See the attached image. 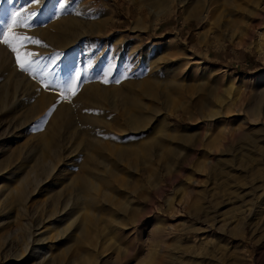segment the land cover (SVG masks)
Listing matches in <instances>:
<instances>
[{
  "label": "rangeland",
  "instance_id": "1",
  "mask_svg": "<svg viewBox=\"0 0 264 264\" xmlns=\"http://www.w3.org/2000/svg\"><path fill=\"white\" fill-rule=\"evenodd\" d=\"M169 1L159 9L138 0L5 5L37 13L17 31L43 45L42 35L68 20L81 36L65 50L28 45L39 57L31 74L0 44V100L10 95L7 107L0 102V170L19 161L32 170L54 131L57 146L52 177L26 214L14 205L0 224V264H264V0ZM52 62L58 77L48 75ZM76 72L77 92L121 88L136 105L90 104L44 87ZM134 112L147 125L128 132ZM90 113L114 150L96 157L101 180L84 189ZM24 234L38 241L27 262L11 257Z\"/></svg>",
  "mask_w": 264,
  "mask_h": 264
},
{
  "label": "bare ground",
  "instance_id": "2",
  "mask_svg": "<svg viewBox=\"0 0 264 264\" xmlns=\"http://www.w3.org/2000/svg\"><path fill=\"white\" fill-rule=\"evenodd\" d=\"M138 1H140V3L143 1L148 3L150 7L153 9H159L165 6L167 7V5L170 4L169 0H138ZM70 22L72 23L71 26L69 24L70 27H65L64 29H61V28L59 29L58 27L56 31L54 30V31L45 32L42 35V37L45 40L46 48L56 47L58 49L65 50L69 45H72V43H74L77 38H80L81 36L79 34L80 27L77 26V23L75 24L74 22L68 20V23ZM260 46L261 45L258 44V47ZM18 82L15 79L13 80V84L15 87H16V83L18 84ZM14 97L16 96L13 95V97H11L13 98V101L14 99H16ZM76 97H79L78 100H84V101L89 102L90 104H94L99 101H102L105 105L109 103L110 99H114V97L119 98L122 105L123 104H129V105L135 104L134 100L130 96V93L127 92L126 90L124 91L123 89L120 88L119 90L117 89L114 92H111V91L109 92L108 87L106 85L103 87H97L96 85L95 87L91 85H88V86L85 85V87H81L79 89ZM37 98L39 97L37 96ZM9 99H10L9 92H6L3 98L0 100L1 105L3 107H7L8 106L7 103ZM15 103L17 104V102ZM88 120H87V124L90 123L92 124V126L90 125L91 127L85 128V130L82 132L83 135L86 137V139L84 140L83 147H84V150L88 153L87 163L92 167V171L89 170L88 174L81 179V184L82 186H84V189L89 186L90 180L100 179V176L95 174L93 171L94 168L98 167L101 164L96 157L100 154H103V152L106 150L107 151L114 150L113 147L106 148V146H104L101 143L102 138L99 137L100 131H98L99 128L96 129L95 128L96 126L94 127L95 117L94 115H92V113H90ZM147 121L148 120L146 118V115L144 116L142 114H138L137 112L132 113V115L130 116L127 122V128L129 130L128 132H136V131L144 129L145 126L147 125ZM66 127L67 129H70L71 124L67 123ZM55 136H56V133L54 131L50 137V140L48 139V141L41 144L39 153L42 152L44 154L40 156L38 160H36L34 167H32V170H30L29 172L27 173L24 172L25 169H23L22 167L23 161H19L17 163V165L14 167V169H16L15 171H12V169L11 170L8 169L11 165H7L0 170V172H2V175H0V180H5L4 186H8V189L6 191H0V224L1 225L3 224L2 222L4 221L3 219L8 217L7 215L10 213L14 205H17L18 207H22V211L24 212V214H26L25 203L30 197V195L31 194L34 195L36 192H38L39 187L45 182H48L49 178L52 177L51 175L54 170V164H55V160L57 156L56 155L57 146L55 145V143L53 144V142L56 141ZM22 174L23 175L25 174L26 176H23L21 178ZM44 191H46V189ZM51 196H52L51 205L54 206L59 201L60 194L54 193V195H51ZM66 209H67V205H66V201H64L62 210L64 211ZM57 213L59 212L58 211L56 213L54 212L55 215ZM50 214L52 216V212H50ZM28 231L30 233V230ZM21 241L22 242L20 245L21 246L20 250L15 251V253L12 254L11 257L18 258V259L20 258L19 260L27 262L29 259H33V255L35 254V250L33 251V249L35 246L38 245V241L34 240V236H31V234H27L24 237V240H21ZM8 257L10 258V255Z\"/></svg>",
  "mask_w": 264,
  "mask_h": 264
},
{
  "label": "snow or ice",
  "instance_id": "3",
  "mask_svg": "<svg viewBox=\"0 0 264 264\" xmlns=\"http://www.w3.org/2000/svg\"><path fill=\"white\" fill-rule=\"evenodd\" d=\"M10 0H0V44L7 46V48L14 54L15 64L20 68L21 71L30 72L33 65H35L39 59L38 54L28 50L27 46L30 44L43 45L39 39L27 35L23 32H18L17 29H28L34 24V19L37 13L29 10L14 9L10 10L5 5ZM35 4H40L41 0H32ZM59 7L64 10L71 0H58ZM55 59V58H54ZM53 71L48 73L49 76L58 77V73L55 72V68L58 67L54 62ZM45 67H47L45 65ZM107 75V73L105 74ZM81 79V73L76 72L67 80H49L44 84L45 88H51L53 85L61 89V95L64 93H70L72 96L77 94V89ZM108 82L107 79L104 80ZM119 83V80L116 81Z\"/></svg>",
  "mask_w": 264,
  "mask_h": 264
}]
</instances>
